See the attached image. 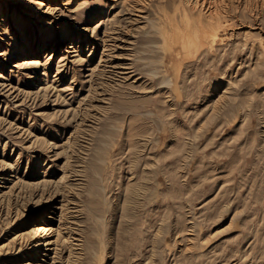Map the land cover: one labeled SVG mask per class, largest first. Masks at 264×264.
<instances>
[{"label": "rangeland", "instance_id": "374dc122", "mask_svg": "<svg viewBox=\"0 0 264 264\" xmlns=\"http://www.w3.org/2000/svg\"><path fill=\"white\" fill-rule=\"evenodd\" d=\"M208 2L0 0V264H264V0Z\"/></svg>", "mask_w": 264, "mask_h": 264}, {"label": "bare ground", "instance_id": "6f19581e", "mask_svg": "<svg viewBox=\"0 0 264 264\" xmlns=\"http://www.w3.org/2000/svg\"><path fill=\"white\" fill-rule=\"evenodd\" d=\"M214 3V2H213ZM216 5V4H215ZM211 5L210 3L208 2V0H193V9L196 11L199 10L200 12L203 11V13H206V18L207 20H210V21H215L217 22L218 20V15H221V12L218 10V8H216V6L213 8V10H211ZM192 8V7H191ZM223 14V12H222ZM192 15V14H191ZM195 22V21H194ZM197 22V21H196ZM219 24V23H218ZM217 24V25H218ZM198 25H199V22H198ZM197 25V26H198ZM202 25V24H201ZM211 25V23H210ZM192 26V25H191ZM213 26V25H212ZM194 28V27H193ZM216 29V28H215ZM197 31H195V34H196ZM194 33V31H193ZM199 33V32H198ZM205 34V33H204ZM203 34V35H204ZM192 35V34H191ZM197 36V35H196ZM200 36V35H199ZM194 37V36H192ZM196 38V37H195ZM200 38V37H199ZM201 39H202V35H201ZM200 39V40H201Z\"/></svg>", "mask_w": 264, "mask_h": 264}]
</instances>
